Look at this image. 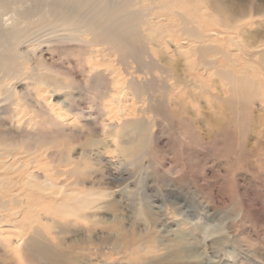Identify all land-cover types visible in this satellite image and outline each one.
<instances>
[{"label": "rangeland", "instance_id": "rangeland-1", "mask_svg": "<svg viewBox=\"0 0 264 264\" xmlns=\"http://www.w3.org/2000/svg\"><path fill=\"white\" fill-rule=\"evenodd\" d=\"M140 1L144 10L127 11L154 18L129 41L128 53H115L119 43L89 34L84 43L49 49L18 45V54L30 50L21 53L28 62L38 59V49L60 75H48L39 64L34 90L23 86L27 74L6 81L8 91L0 89V264H264V103L234 110L206 91L229 95L230 86L213 89L214 71H201L216 60L263 85L264 49L253 59V48H242L230 60L211 48L190 60L163 49L186 39L181 33L188 22L176 11L206 28L198 44L242 39L249 46L264 42V13L230 28L201 14L202 0ZM241 2L264 9V0ZM126 65L140 83L122 118L121 90L131 76ZM13 100L20 107L9 105ZM134 120L149 122L141 138L130 132ZM117 123L115 131L110 126ZM62 183H69L72 206L87 202L82 214H67L68 208L56 207L52 189H39ZM30 224H39L42 238L64 254L60 263L24 242L19 246L18 235Z\"/></svg>", "mask_w": 264, "mask_h": 264}, {"label": "bare ground", "instance_id": "bare-ground-1", "mask_svg": "<svg viewBox=\"0 0 264 264\" xmlns=\"http://www.w3.org/2000/svg\"><path fill=\"white\" fill-rule=\"evenodd\" d=\"M202 1L203 7L201 9V14L207 16L209 21L214 25L217 24L233 28L238 24L252 20L254 16L261 11L264 13L263 7L258 2L243 3L241 2L242 0L234 3L229 0V2L226 0H224L225 2L222 0ZM173 3L174 6H177L179 1H173ZM229 4H232L233 7ZM130 9H134L135 11L144 10L140 0L138 2L135 0H117L115 4L114 2L109 3L107 0H0V89L3 88L8 91L11 82L6 83V81L14 77L16 78L19 75L27 74V77L24 78L23 86L28 92L34 90L32 87L33 76H36L37 72L29 74L20 71V62H28V57L27 59L24 58L21 53L27 55L26 53L30 52L29 49L25 52L20 50L21 53L18 54V45L20 42L33 48H36L39 43H43L46 48L49 49L51 44L55 45L56 43L64 44L69 41H74L79 44L84 43L85 36L89 34L93 38L98 36L103 37L108 45L114 42L119 43L113 48V52L115 53L121 55L124 51L127 52L130 45L129 41H132L133 38H138L140 36L138 30H144L143 26L148 25V20L154 18V15L143 17L138 13H135L134 16L131 11H127ZM176 14L180 16L184 23L188 22L187 25L184 24L185 29L181 33L186 39L178 40L172 45V49H170L169 45L163 47V49L170 54L190 60L189 57L196 52L204 50L205 48H211L220 56L224 57V59L230 60L232 56L238 55L242 48H253L251 50L252 55L249 56L256 59L257 56H260V51L264 49V42H258L253 46H249L242 42V39L232 41L237 47L229 43L227 45H222L218 43L219 40L214 44L212 42L198 44L197 40L201 38L202 32H206V28L199 24L194 25L193 22L190 21L187 12L176 11ZM192 34L195 36V40L188 41L191 39ZM223 34L227 35V32ZM141 35H143V31ZM136 43H139V41ZM232 46L234 48H232ZM140 53L141 50L139 49L135 51L133 55L137 57ZM121 61L123 62V60ZM258 61L262 63L263 59L261 58ZM172 62L178 63V60L175 58ZM50 64H48V62H40V66L48 75L54 77L60 75V72L55 70L54 67H52L53 65ZM121 64L125 65L124 63ZM249 66V63H245L243 69H248ZM225 68L227 70H224L216 63V60H213L212 63L209 61L206 62V66H202L201 71L202 74L205 75H211L214 71L215 81L212 88L214 89L218 85L221 90L226 92L225 87L230 86L229 95L213 92L211 88H207L206 91L210 92L211 95H221L224 102L233 106V109L236 111L239 110L237 108L239 105L244 107L251 104H258V100L264 103V100H262L264 98V83L263 85H261V83L259 85L260 79L255 80L247 73H239V76L233 72L234 68L231 66H225ZM125 69L127 71L125 76H131L127 79L128 86L121 90L119 112L122 118L128 115L126 112V103L136 98V90L140 83L138 78L132 75L134 71L127 70L129 69L128 66L127 68L125 67ZM38 71L41 70L38 68ZM140 73L143 75L148 74L147 72ZM165 80L167 82L169 81L167 78H165ZM177 82L178 84L182 83L180 79H178ZM187 83L190 84L189 81H187ZM38 84L42 85L40 82H38ZM192 84L197 86L195 80H192ZM28 86L30 87L29 89ZM45 86L47 85L43 84L40 88L47 92L48 89ZM42 95L43 94H41V96ZM254 96H257V98ZM212 98L216 100L215 97ZM3 101L4 99L0 101V103ZM17 102L18 100H13L9 105L16 108L20 105V102H18V104ZM66 106L70 107L67 103ZM260 109L264 111V105L261 104ZM79 115H76V117L79 118ZM148 124L149 122L145 124L144 122L137 123L135 120L130 121V132H134L138 138H141L144 134L146 135L148 133V128L146 127ZM36 125H38V123H31V127L33 128ZM110 127L117 131L121 127V124L117 123L115 126ZM123 135H128V133L124 132L120 137H123ZM42 146L44 145L37 143V147ZM27 152L30 155V161L33 162V151H31V148L27 147ZM20 163L23 164V162ZM7 168L11 167L7 166ZM68 187L69 183H62L49 184L39 189L42 192L52 189L54 194L52 197L56 207L68 208L67 214L72 216L77 215V212L82 214L83 210L87 208V202L78 201L72 206V200L74 198L67 197ZM85 216L86 215H83V217ZM24 224L26 225V223ZM25 228L27 232L19 233L18 235L17 242L19 246L20 242H24L25 245H23L25 247L28 245L33 252H37L38 256L51 262H61L64 254L59 252L56 247L50 246L48 242L42 238L39 232L41 228L39 224H30ZM179 242L180 241H178V243ZM171 252L179 253V248H174Z\"/></svg>", "mask_w": 264, "mask_h": 264}, {"label": "clouds", "instance_id": "clouds-1", "mask_svg": "<svg viewBox=\"0 0 264 264\" xmlns=\"http://www.w3.org/2000/svg\"><path fill=\"white\" fill-rule=\"evenodd\" d=\"M37 50L35 55L38 57V59L29 62H20V71L32 74L34 72H38V65L40 64L41 61L47 63V58L37 55ZM52 67H55V65H53Z\"/></svg>", "mask_w": 264, "mask_h": 264}]
</instances>
